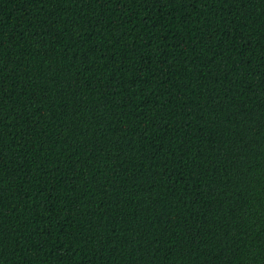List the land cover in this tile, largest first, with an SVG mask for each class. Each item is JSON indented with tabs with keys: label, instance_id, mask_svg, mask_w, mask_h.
Masks as SVG:
<instances>
[{
	"label": "trees",
	"instance_id": "16d2710c",
	"mask_svg": "<svg viewBox=\"0 0 264 264\" xmlns=\"http://www.w3.org/2000/svg\"><path fill=\"white\" fill-rule=\"evenodd\" d=\"M0 264H264V0H0Z\"/></svg>",
	"mask_w": 264,
	"mask_h": 264
}]
</instances>
